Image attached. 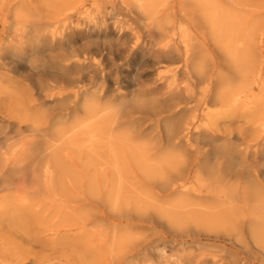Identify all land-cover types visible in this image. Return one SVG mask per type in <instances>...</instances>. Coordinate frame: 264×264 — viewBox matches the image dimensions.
<instances>
[{"label":"bare ground","instance_id":"1","mask_svg":"<svg viewBox=\"0 0 264 264\" xmlns=\"http://www.w3.org/2000/svg\"><path fill=\"white\" fill-rule=\"evenodd\" d=\"M0 30V67L45 53L31 95L82 183L54 199L92 209L63 234L93 225L99 264H264V0H0Z\"/></svg>","mask_w":264,"mask_h":264},{"label":"rangeland","instance_id":"2","mask_svg":"<svg viewBox=\"0 0 264 264\" xmlns=\"http://www.w3.org/2000/svg\"><path fill=\"white\" fill-rule=\"evenodd\" d=\"M65 1L30 3L40 18L50 20ZM105 7L106 22L115 17L124 20L117 9L108 11L109 3ZM116 42L123 45L124 36ZM36 53L26 48L18 73L0 67V264H99L103 258L91 244L93 225L86 227L88 232L63 234L65 225L89 217L92 209L65 215L55 200L54 196L75 198V190L82 184L81 170L65 154L61 138L50 133L53 121L48 106L38 107L31 95V60L45 54ZM155 85L161 86L162 81ZM240 126H244L243 119L229 117L217 128L224 134ZM244 133L252 136L248 129ZM231 142L237 141L232 138ZM250 160L244 159V164ZM46 164L53 170L51 188L45 186L42 175ZM86 171L94 170L89 167Z\"/></svg>","mask_w":264,"mask_h":264}]
</instances>
